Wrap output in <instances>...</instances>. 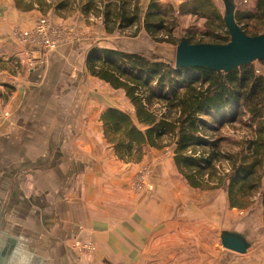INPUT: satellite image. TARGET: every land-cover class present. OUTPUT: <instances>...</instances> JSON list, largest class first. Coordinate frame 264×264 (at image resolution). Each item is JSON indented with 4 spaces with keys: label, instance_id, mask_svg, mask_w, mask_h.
<instances>
[{
    "label": "crops",
    "instance_id": "0c3cea01",
    "mask_svg": "<svg viewBox=\"0 0 264 264\" xmlns=\"http://www.w3.org/2000/svg\"><path fill=\"white\" fill-rule=\"evenodd\" d=\"M160 1L178 9L188 0ZM233 1L236 9L245 2ZM51 11L52 22L74 27L75 39L43 58L33 54L31 68L29 46L13 32L32 30L45 14L0 2V251L8 264H264V238L255 236L246 254L226 250L221 263L216 242L201 251L202 219L189 209L196 189L188 184L135 188L154 159L156 178L169 177L170 159L149 146L140 162L116 157L100 121L113 106L95 111L90 86L103 81L84 71L88 50L105 47L94 42L107 35L103 21Z\"/></svg>",
    "mask_w": 264,
    "mask_h": 264
},
{
    "label": "trees",
    "instance_id": "16d2710c",
    "mask_svg": "<svg viewBox=\"0 0 264 264\" xmlns=\"http://www.w3.org/2000/svg\"><path fill=\"white\" fill-rule=\"evenodd\" d=\"M15 0L19 11L53 10L58 16L74 10L87 19L103 21L105 31L124 34L144 28L160 44L177 47L182 38L191 44H226L230 33L224 15L213 0H188L178 9L149 0ZM252 9L236 10L239 26L249 36L264 33V0H253ZM177 14L204 18L205 30H189L178 38ZM61 17V16H60ZM0 63H2L0 59ZM85 71L115 90H122L133 107V116L110 107L100 121L104 137L116 157L140 162L144 148L174 145L173 162L186 183L197 190L226 188L229 206L245 210L260 198L264 220V74L255 64L231 72L207 68L175 67V61L153 59L143 53L92 46ZM248 116L246 122L243 117ZM240 122L250 132L230 143L219 133Z\"/></svg>",
    "mask_w": 264,
    "mask_h": 264
},
{
    "label": "rangeland",
    "instance_id": "374dc122",
    "mask_svg": "<svg viewBox=\"0 0 264 264\" xmlns=\"http://www.w3.org/2000/svg\"><path fill=\"white\" fill-rule=\"evenodd\" d=\"M3 0H0L2 2ZM15 2V0H5ZM220 10V12L225 14V1L223 0H213ZM149 0H143L142 7L143 10L146 9ZM243 1L237 7V10L242 9H252L254 3L248 2L243 3ZM167 4V3H163ZM179 8V7H178ZM53 13H55L53 10ZM62 18L75 20H84L82 19V15L79 12L74 10L66 11L61 13ZM42 17H47L50 19L49 15H42ZM41 17V18H42ZM86 18V17H84ZM93 19V20H90ZM96 18L86 19V23L88 25L94 24ZM177 29L175 31V36L178 38L184 37L188 31L190 30H205V22L204 18L197 17L191 14H177ZM71 28H74L70 26ZM18 30V29H15ZM14 30V31H15ZM24 30V29H20ZM135 32V27L128 30L126 33H115L112 35L99 36L98 40L94 41L95 43H101L102 46L108 48H117L127 52H138L143 53L153 59H160L164 61H175V53L176 46L170 44H160L153 41L149 35L146 33L144 28L141 26L138 34L136 36L133 35ZM75 33V30H74ZM72 33V37L74 36ZM14 38V36H13ZM75 39V36L73 37ZM255 67L257 69L258 74H264V65L259 62H255ZM85 71V70H84ZM86 76V75H85ZM86 82L87 78L83 77ZM90 97L89 101H92L95 107V111H99L102 108H107L109 106H113L115 108L122 109L123 111L129 113L133 116V107L130 101L125 96V93L122 90H114L110 86L104 84L103 82H98L97 86L91 85ZM76 99V98H75ZM77 100V99H76ZM74 102H76L74 100ZM248 116L243 117V122H246ZM250 132L247 125L244 123L237 122L234 125L225 126L219 135L228 138L229 142L224 144V148L226 150H232L233 146L230 144L235 140L240 139L242 136L248 135ZM157 151L164 155L165 158L168 157L170 159L169 163H171L173 170L170 171L169 177L163 176L156 178L154 172V160L146 162L143 168L139 171L138 176L140 177L142 173L149 170L148 179L154 184V189H147L148 192L155 191L157 182L163 184L166 187H172L174 184H186L185 179L178 173L176 168L174 169L173 163V151L174 145L168 144L163 149H157ZM155 151V152H157ZM153 152V151H152ZM149 159V158H148ZM172 161V162H171ZM159 179V180H158ZM194 196L188 197L190 199L189 209H194V214L196 216H200L202 219V228L200 230L202 237V246L201 251L206 252L205 249L213 247L214 243L217 244V255L214 258H217V261L220 263L223 262L221 260L223 258V254L226 249L223 248L221 244V233L223 232H235L240 235L245 236L247 241L250 242V237L255 236L259 238H264V220H263V209L260 204V198L257 197L254 199L253 204L245 209H232L229 206L228 194L226 188H220L216 190H194ZM192 212V210H191ZM193 213V212H192ZM253 239V238H252ZM252 246V244H251ZM250 246V247H251ZM219 257V258H218Z\"/></svg>",
    "mask_w": 264,
    "mask_h": 264
},
{
    "label": "water",
    "instance_id": "95a60500",
    "mask_svg": "<svg viewBox=\"0 0 264 264\" xmlns=\"http://www.w3.org/2000/svg\"><path fill=\"white\" fill-rule=\"evenodd\" d=\"M236 10L233 0H225L224 21L230 33L228 43L191 44L187 38H182L176 47L175 67L207 68L228 73L255 62L264 65V33L256 36L247 35L236 21ZM220 238L224 249L238 254H246L251 246L245 236L235 232H223ZM8 262L5 253L0 251V264Z\"/></svg>",
    "mask_w": 264,
    "mask_h": 264
},
{
    "label": "built area",
    "instance_id": "2783aa9c",
    "mask_svg": "<svg viewBox=\"0 0 264 264\" xmlns=\"http://www.w3.org/2000/svg\"><path fill=\"white\" fill-rule=\"evenodd\" d=\"M248 3V0H245ZM74 28L67 29L62 25L55 24L51 19L42 17L38 20L32 30H15L14 38L29 46L27 49L28 64L31 68L37 65V60L33 54L41 55V58L47 52L56 50L60 45V40H71ZM149 170L141 174L134 186L138 191L151 189L152 185L148 179Z\"/></svg>",
    "mask_w": 264,
    "mask_h": 264
}]
</instances>
